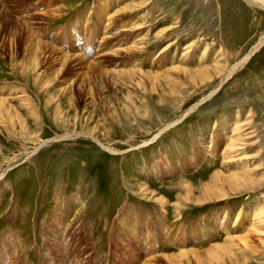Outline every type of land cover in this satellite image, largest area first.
<instances>
[{"label": "rangeland", "instance_id": "obj_1", "mask_svg": "<svg viewBox=\"0 0 264 264\" xmlns=\"http://www.w3.org/2000/svg\"><path fill=\"white\" fill-rule=\"evenodd\" d=\"M0 97V264H264L260 0H0Z\"/></svg>", "mask_w": 264, "mask_h": 264}, {"label": "bare ground", "instance_id": "obj_2", "mask_svg": "<svg viewBox=\"0 0 264 264\" xmlns=\"http://www.w3.org/2000/svg\"><path fill=\"white\" fill-rule=\"evenodd\" d=\"M263 4H264V0H260ZM259 48V47H258ZM15 66V65H14ZM6 110H7V107H6V103H5V100L3 99V98H1L0 97V114H4L5 112H6ZM21 123H23L22 121H21ZM261 210V209H260ZM259 215V214H258ZM258 215H256V216H258ZM258 218H259V216H258ZM63 223H65V220H63ZM258 223V222H257ZM65 225V224H64ZM53 227V226H52ZM66 230L65 231H67V232H69V230H70V226H66V228H65ZM54 232H55V229L53 228L52 229ZM59 230V229H58ZM68 235V234H67ZM76 235V234H75ZM69 236H71V237H73V234L71 233ZM17 240H19V239H17ZM21 240V239H20ZM71 241H72V239H71ZM167 241H168V238H167ZM235 243V242H234ZM17 246V245H16ZM8 245H4L3 246V250H4V252H5V254L8 252V253H10V251H9V249H8ZM19 247H20V245H19ZM217 249H215V248H213V249H211L209 252H207L206 254H205V256L207 257V258H209V259H211L212 258V256L214 255V254H216V253H219L221 250H222V247H220V248H218V247H216ZM24 250V249H23ZM14 251V250H13ZM25 251V250H24ZM22 252V251H21ZM182 252V251H181ZM180 252V253H181ZM186 254V253H185ZM191 254L192 255H194V258H196V260H198V263H202V260L201 259H199V255H201V254H199V253H197V252H194V251H192L191 252ZM7 255V254H6ZM18 254H17V252H12V253H10L9 255H8V258H7V263L6 264H17L19 261H20V259H19V257H16ZM20 255V254H19ZM222 255V254H221ZM1 256H2V251H1V254H0V258H1ZM200 257H202V256H200ZM23 258V257H22ZM190 258V257H189ZM193 259V258H192ZM194 260V259H193ZM213 261V260H212ZM150 262V261H149ZM147 264H149V263H147Z\"/></svg>", "mask_w": 264, "mask_h": 264}, {"label": "water", "instance_id": "obj_3", "mask_svg": "<svg viewBox=\"0 0 264 264\" xmlns=\"http://www.w3.org/2000/svg\"><path fill=\"white\" fill-rule=\"evenodd\" d=\"M214 94H215V93H214ZM214 94H213V95H214ZM213 95H212V96H213ZM212 96H211V97H212Z\"/></svg>", "mask_w": 264, "mask_h": 264}]
</instances>
